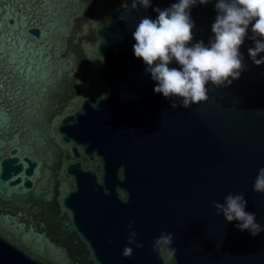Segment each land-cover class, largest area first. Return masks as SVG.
Here are the masks:
<instances>
[{
  "label": "water",
  "instance_id": "water-1",
  "mask_svg": "<svg viewBox=\"0 0 264 264\" xmlns=\"http://www.w3.org/2000/svg\"><path fill=\"white\" fill-rule=\"evenodd\" d=\"M176 2L129 15L131 0H0V264H164L151 250L163 232L175 234L168 264H264V232L238 230L213 206L243 194L264 225L253 191L264 65L248 53L251 25L239 79L173 109L132 33ZM216 2L191 7V44L214 37ZM132 221L142 249L128 245Z\"/></svg>",
  "mask_w": 264,
  "mask_h": 264
},
{
  "label": "clouds",
  "instance_id": "clouds-1",
  "mask_svg": "<svg viewBox=\"0 0 264 264\" xmlns=\"http://www.w3.org/2000/svg\"><path fill=\"white\" fill-rule=\"evenodd\" d=\"M211 0H178L169 8H155V19L142 18L132 33L136 43L133 52L147 65L146 72L156 81L154 92L163 94L172 101L171 107L190 108L209 98L208 83L217 87H227L239 79L246 68L240 52L251 25L255 46L248 53L257 65H264V0H217V16L212 24L214 37L205 45L201 40L193 41L195 22L191 19L190 9L196 4H208ZM152 6V0H131L124 4L128 10H145ZM126 20L124 13L119 17ZM254 21V23H253ZM110 22V20H109ZM191 44V46H189ZM175 61L180 67H169ZM107 94H105L106 96ZM253 191L264 194V168H260L253 182ZM248 201L243 194L229 193L224 202L213 201L217 216L223 215L226 221H238L235 227L247 231L252 237L264 232V225L257 222L256 213L247 211ZM135 221L129 223L128 245L142 249L144 244L137 240L138 232L132 230ZM174 233L163 232L152 243V251L157 253L164 264L174 261L177 249L173 247ZM134 249L125 246L124 257H132Z\"/></svg>",
  "mask_w": 264,
  "mask_h": 264
}]
</instances>
